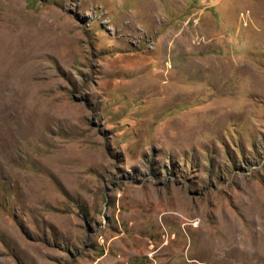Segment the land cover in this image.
<instances>
[{
  "label": "rangeland",
  "instance_id": "374dc122",
  "mask_svg": "<svg viewBox=\"0 0 264 264\" xmlns=\"http://www.w3.org/2000/svg\"><path fill=\"white\" fill-rule=\"evenodd\" d=\"M7 48L0 264H264V0H0Z\"/></svg>",
  "mask_w": 264,
  "mask_h": 264
},
{
  "label": "bare ground",
  "instance_id": "6f19581e",
  "mask_svg": "<svg viewBox=\"0 0 264 264\" xmlns=\"http://www.w3.org/2000/svg\"><path fill=\"white\" fill-rule=\"evenodd\" d=\"M3 49V48H2ZM1 49V50H2ZM11 50V49H10ZM25 50V49H24ZM2 52V51H1ZM3 56V55H2ZM6 56V58H4ZM9 57V58H8ZM20 57V59H24L25 57L26 58H29V60H24V61H34V57L35 56H33V57H31V55H29V56H25L24 54H22L21 56H19ZM0 61H8L9 63V66H7L8 68H5V71H7V72H9L11 75H13L14 76V74H16L15 75V78L16 79H13L15 82V84L16 83H18V82H20V83H23L25 80H27V78H29V77H26V75H24L23 74V67H22V64L20 63V62H18L17 61V59L15 58L14 60H12V53L9 55V49L7 48L6 49V51H5V54H4V56L3 57H0ZM13 61H16V62H13ZM27 63H31V62H27ZM7 64V63H6ZM5 64V65H6ZM1 66L0 67H4L3 66V63L1 62V64H0ZM27 67V66H26ZM3 69V68H2ZM1 69V70H2ZM27 69H28V67H27ZM27 72V71H26ZM21 74H23V77H22V79H18V77L20 76H22ZM3 76V75H2ZM4 77V76H3ZM5 77H8L7 75L5 76ZM5 79L4 78H1L0 79V83L2 84L3 83V81H4ZM11 81H13L12 79H10ZM5 82V81H4ZM7 82V81H6ZM14 84V85H15ZM23 85V84H22ZM24 85H26V83L24 84ZM24 85H23V87H18V86H16L15 85V87L12 89V91L14 92H16V93H21L22 95H25V93L27 92V91H29L28 90V88H24ZM30 85V84H29ZM30 88V87H29ZM3 89V88H2ZM27 93H29V92H27ZM33 93V92H32Z\"/></svg>",
  "mask_w": 264,
  "mask_h": 264
}]
</instances>
